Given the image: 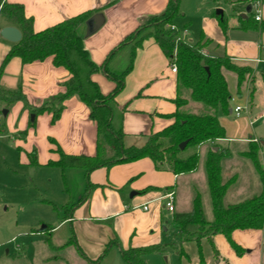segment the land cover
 Listing matches in <instances>:
<instances>
[{
    "label": "crops",
    "instance_id": "1",
    "mask_svg": "<svg viewBox=\"0 0 264 264\" xmlns=\"http://www.w3.org/2000/svg\"><path fill=\"white\" fill-rule=\"evenodd\" d=\"M169 1L4 0L24 6L26 16L33 20L35 32H41L85 12L99 13L102 23L96 32L89 34L87 23L78 30L91 60L99 66L105 63L109 55L145 19L162 14ZM259 1L261 21L257 22V29L247 27L248 20L255 19L253 0H229L228 3L199 1L197 13L200 14V32L197 30L195 33L198 39L190 38L187 42L195 43L204 36L205 40L211 41L204 49V54L212 57L228 56L235 65L251 69L248 74L250 77H247L240 87L238 76L223 70L231 95V112H219L218 118L226 136L224 139L200 146L198 168L189 174L175 175L170 171H159L150 159L117 165L109 170H95L90 179L96 188L90 199L75 211L71 219L63 220L59 225L69 224L73 228L72 233L77 245L89 260L97 261L107 245L117 240L119 244L113 245L100 263L111 255L112 264H123L122 249L163 245L169 246L162 253V256H167L166 264H264V229L234 231L232 240L241 249L240 253L224 235L218 234L213 238L216 252L212 244L204 239L201 242V256L196 242H187L180 247L178 229L173 222L174 214H185L192 210L196 190L202 195L207 219H213V213L212 218H209V189L205 172V160L211 148L229 152V155L222 159L224 180L237 175L238 181L234 186L243 183L244 187L238 190H243L241 196L249 189V182H242V171L249 174V169L253 167L243 153L251 142L258 143L260 147V141L249 138L253 131L249 128V121L251 126L255 121L250 120L249 116L232 118L233 115L236 116L232 105L233 102H238V98L245 97L248 103L246 114H249V104L253 106L257 76L261 75L264 79V28H261V25H264V0ZM219 9L223 11L221 18L227 19L226 32L217 18L219 15L216 12ZM181 16L186 18V14ZM192 19L194 18L189 17L183 21ZM178 24L174 25L179 32ZM9 26L19 29L0 8V31ZM15 44L0 35V83L5 89H21L28 105L36 107L65 92L63 84L69 80L70 73L65 68L55 67L52 58L23 64L20 58L14 57L4 64V59ZM129 53V47L119 52L112 59L111 67L123 71L128 65ZM171 66L170 60L152 38L146 40L136 51L133 69L126 76L124 89L116 98L115 123L121 125L124 130L126 147H143L152 133L162 131L174 123L175 120L170 116L177 111L178 89L177 74L172 73ZM92 79L98 84L103 95L111 94L116 88L115 82L102 73L94 74ZM195 109L197 112L202 111L200 105H196ZM7 111V116L0 111V141L7 138L14 143L18 163L23 168H54L64 173L59 168L48 166L49 162L59 160L58 149L74 156L96 154L97 125L91 119L89 108L77 97L65 101L64 111L56 123H52L51 114L45 113L38 116L35 126L31 127L32 114L25 102H18ZM263 112L264 109L260 117ZM262 150L260 147L261 155H264ZM32 153H36L38 166L30 164ZM10 163L9 167L16 164L13 156ZM77 170L85 177L83 170L67 169L65 172L71 174ZM260 185L262 186L261 181ZM234 186L225 197L226 205L241 202L240 195L237 200L231 198L236 196L231 191ZM168 190H174L176 193L174 214H169L165 208L164 195ZM81 198L82 196L79 199ZM145 206H148L147 211L144 210ZM54 230L55 228L52 233ZM170 230H173L174 237L172 235L168 238L166 233H170ZM69 247L71 246L59 251L54 250L57 253L56 258L51 256L47 260H66L61 253ZM74 247L83 264H88L78 248ZM180 251H183L184 256L180 255ZM42 261L45 262L46 259ZM145 264L161 263L156 256H149L145 258Z\"/></svg>",
    "mask_w": 264,
    "mask_h": 264
},
{
    "label": "trees",
    "instance_id": "2",
    "mask_svg": "<svg viewBox=\"0 0 264 264\" xmlns=\"http://www.w3.org/2000/svg\"><path fill=\"white\" fill-rule=\"evenodd\" d=\"M182 1L170 0L162 14L145 19L109 55L105 63L99 66L91 60L78 32L80 26L99 13L85 12L41 32H35L33 20L26 16L22 4L0 0L2 13L19 27L22 33V40L11 48L4 59V64L14 57L20 58L23 64L52 58L55 67L65 68L70 73L69 80L63 84L65 92L50 98L39 107L29 106L21 89L11 91L0 83V111L10 109L18 102H25V106L35 116L30 123L31 127L35 126L36 118L45 113L51 114L52 123H56L64 111L65 101L77 97L89 108L91 119L97 125V146L94 156L68 155L58 149L59 160L48 163V166L59 168L63 172L67 169H79L85 172L87 184L85 194L77 203L67 207L68 214L65 215L64 220L71 219L75 211L90 199L96 188L90 179L95 170L100 168L109 170L117 165L150 159L159 171H170L175 175L189 174L198 168L200 146L225 138L226 132L219 122L218 114L231 112L229 106L231 95L223 70L235 73L240 87L245 77L251 73V69L235 65L228 56L212 57L204 54L203 50L211 44V41L205 40L204 36L195 43L178 39V33L172 31L171 26H175L174 20L180 14ZM213 1L229 2V0ZM217 18L221 28L226 32L227 19H222L221 16ZM247 27L257 29L259 25L255 19H249ZM261 28H264V25H261ZM150 38L155 40L171 65L177 67V111L170 116L175 121L162 131L152 133L143 147H126L124 130L121 125L115 123L116 98L123 91L125 78L133 69L136 51ZM128 47L130 53L127 67L123 71L115 70L111 67L112 59ZM98 73L115 82L116 88L111 94L103 95L98 84L93 81L92 76ZM183 91L189 93L190 100L202 105V111L191 113L183 110L188 104L182 95ZM184 142L188 144L184 150H181L180 145ZM215 148L209 150L205 160L213 219H207L202 195L198 190L195 192L192 210L189 213L173 215L180 247L187 242H196L201 256V242L204 239L212 244L216 252L213 238L218 234L224 235L232 247L240 253L241 249L232 240V233L236 230L264 229V168L260 160L259 144L251 142L243 156L250 161L258 174L263 187L262 192L229 205L225 204V197L229 189L237 183L238 176L234 175L227 181L224 180L222 159L228 156L229 152L221 149L216 151ZM30 164L38 166L36 153L30 155ZM46 202L54 210H59V207L52 202L47 200ZM52 230L53 227L46 226L48 242H51ZM116 244H119L117 240L111 241L97 261H91L84 255L77 245L74 234L65 245L52 247L59 251L74 245L88 264H99ZM166 248L167 246L157 245L122 249L123 264H145V256L163 253ZM180 255L184 256L183 251H180Z\"/></svg>",
    "mask_w": 264,
    "mask_h": 264
},
{
    "label": "rangeland",
    "instance_id": "3",
    "mask_svg": "<svg viewBox=\"0 0 264 264\" xmlns=\"http://www.w3.org/2000/svg\"><path fill=\"white\" fill-rule=\"evenodd\" d=\"M199 1L201 0L182 1L180 5V14L174 20V24H180L178 25L180 26L181 32H178V30L176 31V33H178V39L184 41L198 39L195 33H197V30L200 32V14L197 13ZM182 14H186V18L193 17L194 19L185 22L183 20L186 18L182 17ZM186 24L188 25L186 26ZM186 32L188 33L186 34ZM247 77H250V75H247L245 79ZM257 79V83L254 84L253 106L249 104V114H246L248 111V103L245 97H242V99L238 98L237 103L233 102L232 110L236 107H240L243 109L241 117L249 116L250 120L255 121L253 126L250 125L249 121V128L251 131L253 130L249 138L258 139L260 141V147H262V151H264V121L258 119L264 109V79L261 75H258ZM182 95L190 105L188 106L187 104L183 110L185 112L198 113L195 107L200 104L190 100L187 91H183ZM200 106L202 107V105ZM232 118H236V116L233 115ZM12 156L16 164L9 167ZM260 160L264 168V155H261V151ZM251 169H249V174L244 170L242 171V182H249V189L241 196L240 194L243 190H238L244 187L243 183L239 186H234L231 191L235 193L236 196H232L231 198L237 200L239 199L237 196L240 195V200L242 201L261 193L262 186L260 185L259 176L254 168ZM86 188L87 184L85 177L83 173L78 170L71 172V174H67L66 172L62 173L54 168H23L18 163L14 143L7 138L1 140L0 264H83L74 246L67 248L61 253L62 257L64 256V258H66V260H63L64 262L54 260L48 261L47 259L51 256H55L56 258L57 253L52 246H62L72 237V232L74 231L69 224L59 225L64 220L65 215L68 214L67 207L77 203L80 200V196L85 194ZM231 198L229 199L232 201ZM46 200L58 206L59 210H54ZM208 201L209 218H212L209 194ZM232 202L235 201L233 200ZM46 226L55 228L52 233L51 242H48V235L45 234V231L43 232ZM170 231V233H166L168 238H171L173 235V230ZM172 237H174V235ZM171 253H173V251ZM149 256H156L158 262L166 264L167 256H162V253L149 254L144 257V262L145 258ZM42 259H46V261L44 262ZM112 259L113 256L110 255L99 264H112Z\"/></svg>",
    "mask_w": 264,
    "mask_h": 264
},
{
    "label": "water",
    "instance_id": "4",
    "mask_svg": "<svg viewBox=\"0 0 264 264\" xmlns=\"http://www.w3.org/2000/svg\"><path fill=\"white\" fill-rule=\"evenodd\" d=\"M217 15L223 17V11L222 10H217L216 12ZM102 23V17L101 15H96L94 17H92L88 22H87V27H88V33L92 34L94 32H96ZM0 35L1 37H3L4 39L12 42V43H19L22 40V33L21 31L13 26H9V27H4L1 31H0ZM2 114L4 116H7L8 111L7 110H3ZM35 116L31 115V120H34ZM188 142H184L180 145V149L184 150L185 147L187 146ZM215 150L217 151L218 149L215 148ZM46 230V227H44L43 232Z\"/></svg>",
    "mask_w": 264,
    "mask_h": 264
},
{
    "label": "built area",
    "instance_id": "5",
    "mask_svg": "<svg viewBox=\"0 0 264 264\" xmlns=\"http://www.w3.org/2000/svg\"><path fill=\"white\" fill-rule=\"evenodd\" d=\"M253 10L255 11V20L257 22L261 21V15H260V6L261 1L259 0H253ZM172 31L176 32L177 28L176 26H171ZM171 71L174 74H177V67L176 65L171 66ZM243 112V109L240 107H236L233 111V113L236 115V117H240L241 113ZM261 120L264 121V112L261 115ZM165 199V208L168 210L169 213L174 214L175 212V199H176V193L174 190H168L167 193L164 195ZM144 210H148V206L144 207Z\"/></svg>",
    "mask_w": 264,
    "mask_h": 264
}]
</instances>
